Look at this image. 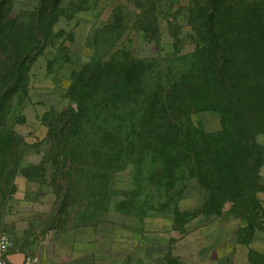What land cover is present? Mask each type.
<instances>
[{
    "label": "rangeland",
    "instance_id": "rangeland-1",
    "mask_svg": "<svg viewBox=\"0 0 264 264\" xmlns=\"http://www.w3.org/2000/svg\"><path fill=\"white\" fill-rule=\"evenodd\" d=\"M40 1L8 14L42 47L0 125V236L42 264H264L260 110L252 159L235 117L162 113L200 66L192 0H63L47 35ZM98 62L141 63L143 85L92 90Z\"/></svg>",
    "mask_w": 264,
    "mask_h": 264
},
{
    "label": "trees",
    "instance_id": "trees-1",
    "mask_svg": "<svg viewBox=\"0 0 264 264\" xmlns=\"http://www.w3.org/2000/svg\"><path fill=\"white\" fill-rule=\"evenodd\" d=\"M62 2L40 1L37 30H43L46 35L51 31ZM192 2L190 20L196 29L200 66L189 69L187 76L170 83L169 87L178 90V104L174 109L161 106L162 113L166 117L180 118L181 109L192 114L201 105L203 109L235 117L242 122L247 143H250L248 157L252 159V149L257 148L252 128L264 119V3ZM11 6L12 0H0V125L12 97L26 84L34 50L42 47V35L28 41L7 30ZM88 71L85 77L92 90L109 87L118 94L142 86L145 78V67L138 62L120 65L98 62L89 66ZM85 77H81L82 82ZM255 110H260L262 119L257 120ZM258 159L251 166L255 170V184L259 180L262 152Z\"/></svg>",
    "mask_w": 264,
    "mask_h": 264
},
{
    "label": "built area",
    "instance_id": "built-area-1",
    "mask_svg": "<svg viewBox=\"0 0 264 264\" xmlns=\"http://www.w3.org/2000/svg\"><path fill=\"white\" fill-rule=\"evenodd\" d=\"M11 248V240L8 236H0V264H42L37 255L21 252L17 257ZM20 258L18 261L15 259Z\"/></svg>",
    "mask_w": 264,
    "mask_h": 264
},
{
    "label": "crops",
    "instance_id": "crops-1",
    "mask_svg": "<svg viewBox=\"0 0 264 264\" xmlns=\"http://www.w3.org/2000/svg\"><path fill=\"white\" fill-rule=\"evenodd\" d=\"M14 252L16 253V256H15V257H17L18 255H20V253H21V252L18 251V250H15ZM19 259H20V258L18 257L17 259H15V261H16V260L18 261Z\"/></svg>",
    "mask_w": 264,
    "mask_h": 264
}]
</instances>
